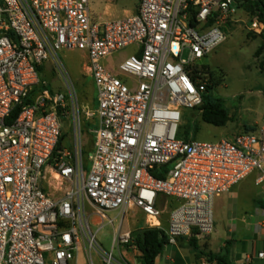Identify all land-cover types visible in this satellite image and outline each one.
Segmentation results:
<instances>
[{
	"label": "built area",
	"instance_id": "built-area-1",
	"mask_svg": "<svg viewBox=\"0 0 264 264\" xmlns=\"http://www.w3.org/2000/svg\"><path fill=\"white\" fill-rule=\"evenodd\" d=\"M242 3L139 0L135 15L102 19L90 0H0V264H80L82 253L88 264L94 254L101 264H132L122 253H139L132 231L115 228L111 252L97 237L114 225L110 212L139 211L147 228L177 246L214 233L216 197L254 172L264 182V122L216 143L178 138L183 111L200 109L208 94L204 60L240 22V9L250 16ZM251 18V31L263 35L264 23ZM128 49L117 70L106 66ZM61 52L86 55L98 95L88 172L76 119L93 114L70 76L67 94L41 81L47 62L64 67ZM69 117L74 153L57 151ZM47 180L61 187L59 196L45 190Z\"/></svg>",
	"mask_w": 264,
	"mask_h": 264
},
{
	"label": "rangeland",
	"instance_id": "rangeland-1",
	"mask_svg": "<svg viewBox=\"0 0 264 264\" xmlns=\"http://www.w3.org/2000/svg\"><path fill=\"white\" fill-rule=\"evenodd\" d=\"M106 3L112 4L109 14L105 19H116L125 17V10H131L136 0H90V7L93 15L98 18L104 15ZM237 24L229 25L225 28L227 39L219 45L206 60L204 64L209 67L208 74L211 85L214 88L212 99H219L228 113L229 121L223 127H217L205 123L202 119L200 109L183 111L178 138L181 140H194L201 143H216L224 138L250 132L261 126L264 122V36L257 35L251 31L252 18L244 10L238 11ZM261 49V50H260ZM128 54V56H127ZM132 55V49L115 55L110 59L109 68L117 70L123 61ZM60 58L64 67H58L54 61L47 62L41 69V81L45 84V89L50 92L67 94V84L65 79L69 76L72 79L78 94L80 105L84 111L90 112L93 117H87L82 112L81 119H76V126L82 130V156L86 171L90 169L89 157L93 154L95 145V133L98 128V118L96 115L97 92L94 86L88 61L85 54L80 52H61ZM70 102L68 103V106ZM63 134L65 135L62 149L75 152V127L74 118L63 119ZM79 139V135H78ZM80 141V140H79ZM80 145V143H79ZM80 147V146H79ZM258 173H252L242 184L238 186L239 193L237 200L229 201L223 194L216 197L213 204L214 233L216 237H223L226 228L231 225L229 208L235 207L237 219H244L247 223L256 221L255 214L251 206L245 204L246 199H241L243 194H257L256 179ZM45 190L53 196H59L60 186L53 181H44ZM242 195V196H241ZM174 201V200H172ZM237 202V205L234 203ZM174 203H176L174 201ZM108 216L114 219V225L107 222L97 237L106 252H111L113 234L115 228L121 225L122 232L132 231L134 236L147 228L143 215L135 210H129L124 216L120 211L110 212ZM168 211L163 216L164 226L167 227ZM94 229H96L94 227ZM213 233V234H214ZM210 237V236H209ZM209 237L196 239L199 247L207 250V240ZM191 239H181L178 246L182 249L187 260L197 261L194 250L191 247ZM174 246H166L161 264H171L165 258L170 257ZM125 257L132 263L137 264L136 255L133 250L122 251ZM115 259L121 260V252H114ZM172 257L175 259L174 254ZM96 264H101L97 255L94 254ZM80 264H88L85 253L80 255ZM47 264H51L49 261ZM175 264V263H172Z\"/></svg>",
	"mask_w": 264,
	"mask_h": 264
},
{
	"label": "crops",
	"instance_id": "crops-1",
	"mask_svg": "<svg viewBox=\"0 0 264 264\" xmlns=\"http://www.w3.org/2000/svg\"><path fill=\"white\" fill-rule=\"evenodd\" d=\"M138 3L139 0H136V3L134 4L131 10H125V17L132 16L137 13ZM105 7L106 11L104 15L100 16V18L102 19H105L106 15H110L109 11L112 7V4L106 3ZM262 47L264 48V44ZM262 57H264V54L262 55ZM110 59L111 58L105 61V64L108 68L110 64ZM257 180L258 177L255 183L258 189L257 194H246L245 192L243 196L241 195V199H246L245 204L251 206V209L255 214L256 221H253L252 223H247L244 219H237L234 212L235 207L230 206L229 212L230 216H232L231 220L233 221V223L231 225H228L225 231V235L223 237H216L214 233L208 238L206 253H223L229 264H264V258H259V254L264 253V208L257 205V202H264V182L258 184ZM244 181L241 184L233 187L229 193L225 194L228 197L229 201L237 200L238 195H240V188H238V186H242ZM235 204L237 205V202L234 203L233 206H235ZM200 248L201 250H204V248ZM176 253L179 254L182 260L181 264H204V262L207 261L205 257H201L200 259H198L196 257L195 252L194 255L197 258V261L195 262V260L193 259H191V261L187 260L186 256L182 252V249L178 245L174 246V250L171 256L165 258V260L170 261L171 264H178ZM173 254L175 259L172 257ZM135 255L137 258L140 255V252L135 253ZM163 260L164 258L162 256L159 257L156 261V264H161Z\"/></svg>",
	"mask_w": 264,
	"mask_h": 264
},
{
	"label": "trees",
	"instance_id": "trees-1",
	"mask_svg": "<svg viewBox=\"0 0 264 264\" xmlns=\"http://www.w3.org/2000/svg\"><path fill=\"white\" fill-rule=\"evenodd\" d=\"M242 3V8L245 9L251 17H259L260 21L264 23V4L261 0H240ZM261 36H264L261 35ZM263 49V47L261 48ZM260 49V50H261ZM42 69H40V72ZM45 88V87H43ZM214 88L212 85L209 86L208 94L205 96L204 104L200 108L202 111V119L205 123L223 127L229 121V116L227 111L223 106V102L219 99H212ZM35 92H38L36 90ZM30 101V100H29ZM31 102V101H30ZM20 112V109L16 111L14 117H16ZM255 129H251L253 131ZM65 135L63 134L60 143L58 145L57 151L62 149V143L64 142ZM165 171V170H164ZM155 177L159 179L165 178V175L156 172ZM257 205L264 208V202H257ZM135 245L137 246L140 255L136 258L138 264H156V261L159 257L162 256L163 251L166 246H171L167 235L164 231L159 229L145 228L142 229L137 236L135 237ZM191 247L193 248L196 257L200 259L205 257L207 261L216 263V264H229L225 255L223 253L214 254V253H205L198 245V242L195 238L190 240ZM176 258L178 264L182 263V260L178 253H176Z\"/></svg>",
	"mask_w": 264,
	"mask_h": 264
}]
</instances>
